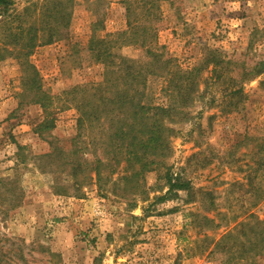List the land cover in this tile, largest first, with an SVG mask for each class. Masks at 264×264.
<instances>
[{
    "label": "rangeland",
    "instance_id": "obj_1",
    "mask_svg": "<svg viewBox=\"0 0 264 264\" xmlns=\"http://www.w3.org/2000/svg\"><path fill=\"white\" fill-rule=\"evenodd\" d=\"M13 1L17 11L43 2ZM124 1L60 0L67 37L27 57L40 90L26 89L13 43L0 60V264H264V250L250 249L253 231H264L254 229L264 220V0H146L132 17ZM129 20L155 28L150 45L120 44ZM93 38L112 41V55L142 68L145 79L131 85L152 108L146 120L133 121L118 103L100 107L113 91L88 50ZM147 49L168 56L152 62ZM210 50L236 66L219 79L202 71L179 106L169 72L199 66ZM258 62L261 75L241 80ZM84 98L95 112L78 127ZM153 122L163 142L153 152L115 136L122 124L145 140L144 124ZM167 168L192 190L156 200Z\"/></svg>",
    "mask_w": 264,
    "mask_h": 264
},
{
    "label": "trees",
    "instance_id": "obj_2",
    "mask_svg": "<svg viewBox=\"0 0 264 264\" xmlns=\"http://www.w3.org/2000/svg\"><path fill=\"white\" fill-rule=\"evenodd\" d=\"M123 3L126 6V12L132 17L134 13L136 14L137 8L145 7L146 0H125ZM69 23L68 14L65 12V6L60 3V0H43L42 4L38 6L31 4L23 8L21 11H17L14 6V1L0 0V37L4 38V41H6V43L4 42V45L0 44V60L5 59L8 54L11 55V50L8 44L13 43V56L19 61L23 74L25 75L24 84L27 86L26 89L40 90L41 88V78L33 66L27 61L28 55L31 54L35 47L40 44H49L57 40L65 39L68 34ZM127 24L130 31L122 32L117 36L120 44L124 43L126 45H139L145 47L152 43L153 38L155 37L152 34L155 29L152 25H145L139 29L136 25L132 24L130 20ZM138 32L142 33L141 37H138ZM111 49L112 41L110 42L104 38H93L88 43V50L93 54L95 60L104 64V67H106L104 71V86L109 89L112 88L113 91L107 92L111 94L109 96L103 94L99 97L100 101L103 103L100 107L106 108L111 103H118L121 106L119 108L124 112V115L130 116L131 113L133 114L131 117L133 121L139 119L146 120L143 113L148 112V110H151L152 108L140 105V98H136L140 93L135 86L131 85L133 83H141V80H144L146 75L141 71L142 68L137 69L134 67V63L131 62L129 58L112 55L110 52ZM147 53L152 59V62L160 61V58L168 56V54L163 51L158 53L152 52L150 49H147ZM206 56L207 57L202 61V64L193 67L191 70H179L174 73L169 72L168 75L171 76L169 78L171 84L169 90L172 93L173 98L179 99L177 101L179 106L180 103H185L191 98V93L195 90L194 85L197 83L196 80L202 71L207 70L211 76L214 74L216 79H219L224 74V69H227V66H236V62L225 60L216 50L208 51ZM114 58L118 59V62L115 61ZM262 65L263 63L258 62L251 71L244 73L240 79L244 81L253 80L261 75ZM151 72L152 71L148 70V73ZM118 81H121L123 84L118 85ZM109 83L110 85H108ZM124 84L129 86L128 89L119 88ZM101 85H97V90H100ZM78 91L84 93V95L91 94V92L85 88H81ZM240 92H242L241 87L232 88L230 90L232 95H236ZM114 93L117 97L116 102L112 100ZM39 95L40 97L37 101H39L41 106L47 110V108L51 106L50 96L43 92ZM123 104L124 107H122ZM75 108L81 115L77 120L78 127L86 121L90 122V119L93 116L92 114L95 112V108L90 104L89 98H84V100L77 104ZM158 110L165 113L169 112V109L167 108H158ZM174 111H176L175 106ZM154 122L151 124H144L145 131L143 130L142 134L147 136L145 140L137 141L136 137H130V130L132 128H129L126 131L125 129L128 126L122 124L118 127L115 136L123 141L128 140V147L144 148L143 152L145 154L153 152L155 151V148H162L161 146H163L162 137L159 136L158 132L152 130L155 127ZM51 127L52 124H49L48 128ZM145 154L141 155L134 152V154H130V157H133V159L135 158L137 161H142ZM164 179L167 190L164 195L157 197L156 200L163 201L166 200L170 194L177 192L189 193L192 190L189 180H185L180 174L172 172L170 168H167ZM262 225H264V220H258L254 224V229L257 227L264 228ZM253 232V243L250 249L254 251L255 254H260V252L263 253L264 231L256 232L255 229ZM255 234L256 239L254 238ZM259 245L263 247L259 248Z\"/></svg>",
    "mask_w": 264,
    "mask_h": 264
}]
</instances>
